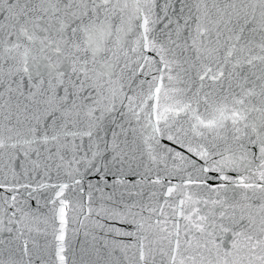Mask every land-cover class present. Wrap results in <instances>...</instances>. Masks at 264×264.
Returning a JSON list of instances; mask_svg holds the SVG:
<instances>
[{
    "label": "snow or ice",
    "instance_id": "snow-or-ice-1",
    "mask_svg": "<svg viewBox=\"0 0 264 264\" xmlns=\"http://www.w3.org/2000/svg\"><path fill=\"white\" fill-rule=\"evenodd\" d=\"M0 264H264V0H0Z\"/></svg>",
    "mask_w": 264,
    "mask_h": 264
}]
</instances>
